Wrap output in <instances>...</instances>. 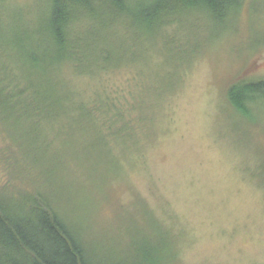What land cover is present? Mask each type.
<instances>
[{"label": "rangeland", "instance_id": "374dc122", "mask_svg": "<svg viewBox=\"0 0 264 264\" xmlns=\"http://www.w3.org/2000/svg\"><path fill=\"white\" fill-rule=\"evenodd\" d=\"M39 1L8 0L0 9L32 13ZM188 20L168 28V38L156 35L154 44L126 31L118 49L98 34L94 46L108 44L117 54L126 44L133 62L67 84L75 98L79 90L92 97L104 88L115 102L133 95L142 108L133 116L137 147L108 167L89 164L86 181L72 180L90 225L87 239L115 246V232L128 230L123 216L142 219L153 211L173 231L174 264H264V97L255 95L249 116L233 112L225 97L242 79H264V0H244L240 14L222 22ZM95 133L79 137L88 141Z\"/></svg>", "mask_w": 264, "mask_h": 264}, {"label": "trees", "instance_id": "16d2710c", "mask_svg": "<svg viewBox=\"0 0 264 264\" xmlns=\"http://www.w3.org/2000/svg\"><path fill=\"white\" fill-rule=\"evenodd\" d=\"M7 2L0 0L4 7ZM243 2L40 0L32 13L0 9V264L176 262L179 248L173 231L161 227L153 211L142 219L123 216L120 223L128 230L115 232V246L101 247L87 239L90 225L78 208L72 180L86 181L89 164L93 170L108 167L119 154L137 147L133 122L138 119L133 116L142 108L133 95L130 101L124 97L115 102L104 88L97 95L91 90L92 97L79 90L75 98L67 84L86 72L98 77L105 69L133 62L126 44L117 54L108 44L94 46L98 34L111 38L116 47L126 31L154 44L156 35L168 38V28L181 29L189 18L209 24L237 16ZM91 21L101 33L89 26ZM241 81L225 97L233 112L249 116L255 95L264 97V79ZM88 131L96 137H79Z\"/></svg>", "mask_w": 264, "mask_h": 264}]
</instances>
